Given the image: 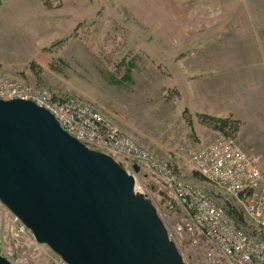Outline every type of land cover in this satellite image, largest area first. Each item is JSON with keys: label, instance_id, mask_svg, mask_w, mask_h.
Here are the masks:
<instances>
[{"label": "rangeland", "instance_id": "obj_1", "mask_svg": "<svg viewBox=\"0 0 264 264\" xmlns=\"http://www.w3.org/2000/svg\"><path fill=\"white\" fill-rule=\"evenodd\" d=\"M186 9L185 0H0V84L39 88L59 104L69 101L70 115L53 104L67 122L85 111L128 140L119 146L128 150L131 143L180 184L223 195L192 172L190 154L230 139L257 158L264 176V91L242 84L243 77L227 87L219 70L225 63L218 62L264 53V36L261 47L249 45L242 15L240 22L238 13L200 16ZM216 111L236 115H229L239 121L234 131L229 124L218 130L204 122ZM86 136L99 140L96 130ZM107 153L132 172L129 160ZM137 165L136 188L155 206L184 262L209 264L208 245L175 228L188 220L178 199L156 170ZM0 255L12 264H63L1 203Z\"/></svg>", "mask_w": 264, "mask_h": 264}, {"label": "water", "instance_id": "obj_2", "mask_svg": "<svg viewBox=\"0 0 264 264\" xmlns=\"http://www.w3.org/2000/svg\"><path fill=\"white\" fill-rule=\"evenodd\" d=\"M131 169L33 102L0 99V203L66 264H186Z\"/></svg>", "mask_w": 264, "mask_h": 264}, {"label": "built area", "instance_id": "obj_3", "mask_svg": "<svg viewBox=\"0 0 264 264\" xmlns=\"http://www.w3.org/2000/svg\"><path fill=\"white\" fill-rule=\"evenodd\" d=\"M13 87L0 84V99H21L33 102L49 111L59 123L60 127L80 142L104 151H113L130 159L140 161L149 168L158 172L169 190L178 199L188 217L181 227L176 226L178 233L183 232L193 243L208 245L204 254L209 264H264V241L245 233L238 228L225 210L205 193L191 186L182 185L174 176L166 173L163 164H155L139 153L131 143L125 150L117 143L128 142L124 137L117 136L116 132L98 125L94 118L85 117L86 112L71 115L67 122L55 106V100L49 93L23 87L14 83ZM3 85V84H2ZM33 90V91H32ZM55 101V102H54ZM59 108L66 109L70 115L71 102H56ZM55 104V106H53ZM69 104V105H68ZM87 120L85 128L83 124ZM108 128V127H107ZM99 140L88 138L86 133L94 131ZM86 132V133H85ZM102 138H105L102 140ZM109 138L112 140H109ZM105 143H104V142ZM136 151L139 154H135ZM145 154V153H143ZM257 158L245 154L241 148L230 139H221L208 144L190 154L192 171L218 187L225 195L233 197L242 206L244 213L252 225L264 230V176L258 167ZM175 186V190L171 185ZM140 191L139 188H136ZM141 192V191H140ZM174 240L173 234L169 232ZM175 241V240H174ZM64 264V262L62 261Z\"/></svg>", "mask_w": 264, "mask_h": 264}, {"label": "crops", "instance_id": "obj_4", "mask_svg": "<svg viewBox=\"0 0 264 264\" xmlns=\"http://www.w3.org/2000/svg\"><path fill=\"white\" fill-rule=\"evenodd\" d=\"M175 1L181 2V0ZM185 6L187 8L186 12L192 15L205 16L217 14L220 16L222 13H238L240 14L238 16L239 21L242 15L247 22L246 29L251 33L248 44L259 47L263 45L264 35L258 34V31L264 30V0H185ZM234 22H237L236 19ZM218 62L225 63L223 66H219V70H223L224 72L227 87L235 88L238 84L236 78L243 77L242 84L244 82V84L251 87L253 85L258 86L264 91V53H257L246 57L238 54L229 55ZM226 63L228 64L226 65ZM248 78L249 80H247ZM216 112L213 113H216V116L234 115L232 112H227L228 114ZM236 118L238 119V117Z\"/></svg>", "mask_w": 264, "mask_h": 264}, {"label": "trees", "instance_id": "obj_5", "mask_svg": "<svg viewBox=\"0 0 264 264\" xmlns=\"http://www.w3.org/2000/svg\"><path fill=\"white\" fill-rule=\"evenodd\" d=\"M204 122H206V124L208 125H211L212 128L218 130H222L221 127H223V125L229 124L228 127L231 126L233 128V131L235 127L234 125L239 124V121L231 116L223 117L216 115L215 116L207 115ZM192 172L195 175L199 176L201 179L206 180L202 176L198 175L196 172L194 171ZM211 194H209V196L211 195V197L216 200L214 201L225 210V212L232 218V220L235 222L238 228L242 229L245 233L256 237L258 240L264 241V230L252 225V223L244 213L242 206L239 204V202L236 199H234L233 197H229L224 193H222L223 195H221L215 192H211Z\"/></svg>", "mask_w": 264, "mask_h": 264}]
</instances>
